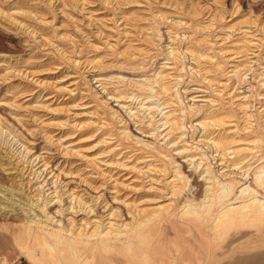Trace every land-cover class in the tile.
<instances>
[{
	"label": "rangeland",
	"instance_id": "rangeland-1",
	"mask_svg": "<svg viewBox=\"0 0 264 264\" xmlns=\"http://www.w3.org/2000/svg\"><path fill=\"white\" fill-rule=\"evenodd\" d=\"M240 1L0 0V61L3 60L0 62V102L4 123L0 124L3 127L0 186L18 188L23 191L20 196L25 200L37 196L38 203L54 195L51 174L45 170L41 175L33 173L41 162L33 165L37 160L32 162L31 152L25 155L30 162L21 159L14 165L22 167V174L11 178L12 175L6 173V167L20 159L21 150L25 152V146L39 143L38 146L49 149L48 153L66 159L65 167L91 176L95 185L102 191L107 190V196L109 185L116 182L119 198L129 203L134 200L139 206L151 208L169 202L171 193L167 182L172 178V165L167 158L135 139H146L145 136L151 135L148 130L151 132L153 126L162 122L163 113L156 111L152 113L153 119H149L153 120L151 125L148 120L151 113L139 107L140 101L146 105L149 100L156 101V96L143 99L145 92L126 82L106 80L100 85L95 76L99 72L106 77L122 75L140 81L144 77L151 78L158 70L168 73L172 91L179 90L186 106L191 105L192 100L188 99L193 97L192 106L198 105L199 109L219 106L233 109L234 117L223 129L229 133L236 131V137L244 139L234 146H246L249 136L242 130L244 108L240 104L245 100L242 105L247 113L254 115L252 123L255 125L260 123L264 113V80H261L264 79V0ZM170 47L175 50L174 57L168 55ZM192 49L219 61L220 67L211 66L206 59L195 63L189 52ZM192 88L195 90H190ZM117 90L128 97L115 99L111 95ZM131 91L136 92L134 96ZM177 101L172 98L170 107L161 112L178 109L174 106H180ZM108 105L117 109L114 115L109 113ZM127 105L132 112L138 106L136 114L130 115ZM185 118V133L173 140L178 141L177 144L164 143L179 135L177 130L162 137L165 125L157 128L161 136L154 139L152 134L147 138L151 141L149 144L159 146L164 153L168 150L174 153L176 146L184 141L187 146L196 144V151L206 153L204 161H210L212 167H220L219 157L208 142L196 141L203 138L201 127L199 131L190 127L189 122L192 120L193 124L196 117L186 114ZM123 126L132 134L130 137L124 136ZM45 136L50 140L42 139ZM181 159L187 157H179ZM188 162H184L186 168L192 169ZM31 165L33 168L29 170ZM196 173L195 178L201 180ZM39 184L42 186L37 189ZM185 192L176 204L188 195V199L192 198L190 192ZM164 235L177 240L185 237L179 226L171 229L167 225ZM217 248L223 260L216 264H236L234 259L264 253V250L245 255L235 252L229 257L228 247L219 244ZM17 258L18 264H29L22 255ZM251 263L257 264L244 262Z\"/></svg>",
	"mask_w": 264,
	"mask_h": 264
},
{
	"label": "bare ground",
	"instance_id": "bare-ground-1",
	"mask_svg": "<svg viewBox=\"0 0 264 264\" xmlns=\"http://www.w3.org/2000/svg\"><path fill=\"white\" fill-rule=\"evenodd\" d=\"M174 51L170 47L168 55L174 57L176 54ZM189 52L195 63L206 59L211 66L220 67L219 61L213 60L208 54L193 52V49ZM4 54L6 56V53ZM5 56L2 57L6 59ZM95 76L100 85H104L106 80L126 82L134 89L145 92L143 99L156 96V101L149 100L146 105L140 101L139 107L143 111L149 110L147 113L151 114L148 120L153 119L152 113L156 111L163 113L160 118L161 124L153 126L151 132L148 130V134H153L154 139L161 136L157 131L160 126L165 125L164 129H166L162 137L179 130V135L172 136L164 142L165 144L178 143L173 140L185 133L186 114L196 117L193 124L192 120L189 122L190 127L196 129L201 127L200 135L203 138L195 140L208 142L206 143L215 151V156L219 157L220 163L217 164L220 167H212L210 161H204L207 158L204 156L206 153L196 151L198 145L196 147L194 143L192 147V143L187 146L184 141L180 146L175 145L174 153H170L169 150L164 153L159 146L149 144L151 141L147 138L151 135H142L146 137L144 140L135 138L136 142H142L144 146L167 158L168 163L172 165L171 168L169 167L172 169V178L167 182L171 193L169 202L146 208L135 204L134 200L129 203L126 199H120L116 182L109 185V193L107 192L109 196H107L105 193L107 190L102 191L100 186L95 185L89 178L91 176H85L70 167H65L66 159L48 153L49 149L38 146L39 143L35 146H25V152L21 150V156L18 157L20 159L16 162L11 160V167H6L8 169L6 173L12 175L11 178L22 174V167L14 165L21 159L23 162H30L25 155L31 152L32 162L37 160L33 165L41 162L36 169H33V173L41 175L45 170L51 174L50 184L54 187L51 192L54 195L48 199H41L42 201L38 203L37 196L34 197L35 199L32 197L30 200V197H27L29 199L25 200L20 196L23 191L20 192L18 188L15 189L7 184L0 186V264H18V255H22L29 264H216L223 260V255L219 257L217 252L219 244L228 247L229 257L235 252H242L245 255L250 251L264 250V113L260 116V123L255 125L252 123L254 115L247 113L242 105L245 100L240 104V107L244 108L242 112L245 126L242 130L249 136V140L245 139L246 146L237 147L234 143L244 139H238L235 135L236 131L229 133L223 129L224 125L234 117L233 109L225 110L221 106L212 107L211 110L199 109L196 108L198 105L192 106L193 97L188 99L192 100L191 105L186 106L182 103L183 99L181 98L182 101L180 99L182 95L179 96V90L175 87L176 90L172 91L173 84L170 83L168 73L158 70L153 72L151 78L144 77L141 81L122 75L106 77L100 72ZM175 84L177 85L176 82ZM135 93L133 92L131 96ZM111 96L115 99L128 97L126 94L125 96L120 94V90L112 93ZM172 98L178 100L180 106L174 105L178 109L161 112V109L170 107ZM209 102L212 103V100ZM262 103L264 104V101ZM1 104L2 102H0V124L4 125ZM161 105L162 107H159ZM120 106L124 107V104L120 103ZM127 108L131 112L130 115L138 111V106L135 112L131 111L129 105ZM107 109L112 115L117 111L111 105H108ZM176 110L179 112L177 113ZM152 122L153 120H149L151 125ZM2 129L3 127L0 126V135ZM122 131L126 137L132 135L126 126L122 127ZM36 137L33 140H36ZM42 139L50 140L48 136ZM179 157H187V159L179 160ZM185 161H189L192 169L186 168ZM32 168L31 165L29 170ZM38 168L40 169L37 170ZM197 168L200 169L198 174ZM195 173L200 175L201 180L195 178ZM203 184L204 188L201 191ZM41 186L42 184H39L36 188ZM78 188L79 190H76ZM186 190L191 193L192 198L188 199V195L182 202L178 201L179 203L176 204V200L181 199ZM65 194L66 197L63 196ZM167 225L171 229L178 226L183 228L185 237L178 240L168 239L164 235V228ZM263 257L264 253L260 252L242 256L234 259L233 262L264 264Z\"/></svg>",
	"mask_w": 264,
	"mask_h": 264
}]
</instances>
